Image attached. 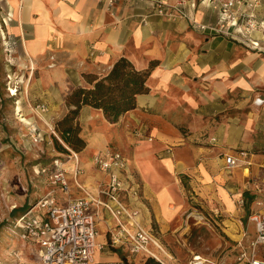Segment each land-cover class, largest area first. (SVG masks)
Returning a JSON list of instances; mask_svg holds the SVG:
<instances>
[{"label":"crops","instance_id":"0c3cea01","mask_svg":"<svg viewBox=\"0 0 264 264\" xmlns=\"http://www.w3.org/2000/svg\"><path fill=\"white\" fill-rule=\"evenodd\" d=\"M177 1L182 2L179 5L181 11L168 9L165 13L158 12L160 2L173 6ZM1 5L3 11L9 12L12 17L6 19L4 27L13 50L12 55L19 62L29 63L38 73L36 80L39 86L46 92H52L56 98L57 115L64 114L66 94L83 83L82 72H105L121 56L131 60L139 69L147 68L152 61L156 63L147 78L148 92L138 94L137 106L125 112L117 121H108L100 110L90 106H83L79 116L82 130L83 125L88 127L89 123L98 124L91 131L84 129L80 133L86 141L87 151L100 150L112 144L113 148L125 155L127 166L122 176L139 184V196L129 200L126 193L121 195L133 207L140 209V220L144 225V214L148 212L145 192L155 200L157 191L166 186L175 203L179 204L170 184L161 178L158 171V166L166 170L175 168L179 149H189L195 161L191 167L203 184L210 187L207 195L214 196L226 211L233 213L236 207L228 209L224 194L232 200L236 196L237 201L246 194L251 202L252 182L260 179L264 152L257 153L240 147L239 140L233 137L225 138L224 143H235L231 150L233 154L241 149L251 152H248L246 160L252 164L244 165L242 188L238 189L241 192L237 191L233 197L230 192L234 188L225 183V175L220 170L224 159L208 156L211 151L208 147L189 143L184 147H172L169 152L170 143L183 140V125L194 132L202 129L210 131L214 127L211 123L200 126L196 122L211 114V109L207 110V107L214 100L207 91L200 94L198 99V86L204 84L208 91L215 90L216 93L227 90L231 81L226 75L233 69L239 74L232 83L239 86L247 84L243 76V59L236 56L229 61L230 53H237L238 49L231 48L228 51L226 44L238 40L245 47L248 45L239 27L234 29L236 36H227L231 40L220 37L222 34L210 28L217 25L216 20L210 21L207 17L209 12L216 9V3L209 0H117L113 6H109L106 0H4ZM255 18L259 24L251 31L253 35L249 38L264 40V13L259 17L255 15ZM197 23L206 28L198 29ZM251 51L248 56L258 59L256 73L261 79L264 76V71H261L264 67V52ZM216 53H220V56H216ZM214 55L217 57L215 60ZM255 106H264V101ZM252 118L250 116L249 120ZM227 125L220 126L221 134L231 129ZM135 130H141L143 136L136 137L133 134ZM258 130L264 131V123L258 125ZM148 136L151 140L147 139ZM224 143L221 140L218 148H223ZM100 173L95 192H92L94 195L98 194L99 188L103 187L100 183L106 179V175ZM155 181L160 185L156 186ZM91 210L94 211L95 207L92 206ZM95 219L97 235L101 240L98 243H105L108 229L114 223L103 209ZM227 221L231 227H238L234 221ZM101 225L102 234L99 233ZM248 232L247 226L246 231L239 234V241L244 236L251 238ZM102 251L106 254L105 259L98 261L125 256L124 252L112 247Z\"/></svg>","mask_w":264,"mask_h":264},{"label":"rangeland","instance_id":"374dc122","mask_svg":"<svg viewBox=\"0 0 264 264\" xmlns=\"http://www.w3.org/2000/svg\"><path fill=\"white\" fill-rule=\"evenodd\" d=\"M4 2V0H0ZM216 3L214 11L209 12L208 19L223 22L221 17H225L219 0H209ZM223 1V0H220ZM0 2V264H15L17 256L22 259L18 264H41V258L37 253L38 245L25 241L20 237L19 230L14 227L15 218L18 212L28 203L36 201L40 196L49 191L63 196L59 189H54L49 182L51 170L54 167V160H58L61 165L68 169L64 163L70 160L71 151L75 152L81 165L83 179L78 181L82 183L83 189L74 186L73 180L70 181V195H64V198H74L84 195L86 192H95L96 183L101 177V171L92 165V157L97 150L87 151L86 146L80 151H74L67 147L59 134L54 131L57 122L63 114L57 115L55 111L58 105L54 103L56 98L52 92H46L39 85L38 73L34 72L31 65L18 60L12 54L9 55L5 50L4 44H9L8 34L4 28L7 24L8 13L3 11ZM200 2V0H198ZM241 6L231 7L229 21L237 19V25L243 22L242 12L252 11L257 17L264 13V0H244ZM250 5V6H249ZM5 12V14H4ZM2 14L4 16H2ZM12 18V17H10ZM226 21V20H225ZM5 24V25H4ZM225 25V22H224ZM224 29V28H222ZM231 34L220 33V37L229 39ZM253 33H248L250 37ZM216 36V35H215ZM228 36V37H227ZM7 38V41H5ZM12 42V40L10 41ZM227 50L231 48L238 49L237 53L231 52L229 61L236 56L243 59L247 84L244 86L236 85L232 81L239 74L236 69L226 77L231 81V86L222 92L216 93L215 90L208 91L205 85L196 88L197 96L203 95L206 91L213 95V102L208 105L207 110L211 109V114L205 119L196 121L198 125L205 126L211 123L214 127L199 132L189 131L184 125L183 140L176 143H170L169 152L172 147H184L189 143L208 147L210 153L208 156L220 157L224 159L227 154H233L235 143L229 141L224 143L225 138L239 140L240 147L248 148L252 151L264 150V131L258 130V125L264 123V106L258 108L254 100L258 97L264 99V76L259 79L256 73L258 59L249 58L252 52L247 46L238 40H232L226 44ZM252 55V54H251ZM220 56V53H216ZM214 55V60L217 58ZM257 57L256 55H254ZM232 66L233 63L231 62ZM17 83V84H16ZM17 86L16 92L12 87ZM11 88V90H9ZM51 102V103H50ZM20 106L19 109L17 106ZM43 109H42V108ZM64 109L66 112L70 106L64 100ZM59 111V110H58ZM80 116V115H79ZM250 116H253L250 121ZM23 118L28 121L23 120ZM210 118V119H209ZM77 120L80 124L79 117ZM209 120V121H208ZM228 124V125H227ZM98 124L89 123L88 127L83 125V130L91 131ZM227 125L229 130L224 134L220 133V126ZM233 126H235L233 128ZM82 133V126L80 124ZM233 128V129H232ZM33 129L38 130L41 136L35 139L31 135ZM84 132V131H83ZM150 135V134H149ZM55 139L66 151H60L55 143ZM221 140L224 143L223 148H218ZM235 141V142H236ZM86 142V141H85ZM114 147L112 144H109ZM204 149V147L202 148ZM238 150L234 153L237 154ZM183 161H186L184 164ZM192 154L189 149L182 151L176 160V166L173 169L166 170L158 166L161 178L170 184L172 192L176 196V201L182 206L181 210L169 221H165L158 211L157 204L153 197L145 192V204L148 212L145 215L144 223L151 230L153 235L159 240L164 249L169 252L173 258L168 259L159 256L165 264H187L193 254H199L202 257L212 261L224 262L233 261L240 250L247 246V241L254 237V224L247 220L249 214V198L243 194V204L240 205L234 194L241 190L242 173L244 165L234 167L227 172L224 165H221V171L225 175V183L234 188L230 195L235 200V211L230 213L224 209L214 196L209 197L208 189L210 187L203 184L200 177L195 173ZM171 168V167H170ZM81 176V175H80ZM156 186L160 185L155 181ZM238 192H241V191ZM145 191V186H144ZM215 209L218 213L215 214ZM227 220L234 221L238 227H231ZM248 224V225H247ZM248 226V236L244 237L239 244V235L246 231ZM231 227V228H230ZM103 226H99V233L102 234ZM229 233L234 234L231 236ZM97 242L101 241L99 235ZM238 241V242H237ZM261 250L258 246L257 250ZM7 253L4 255L2 253ZM112 250V249H111ZM103 251H96L94 258L98 260L105 259ZM162 255V254H161ZM136 264H139L137 261Z\"/></svg>","mask_w":264,"mask_h":264},{"label":"built area","instance_id":"2783aa9c","mask_svg":"<svg viewBox=\"0 0 264 264\" xmlns=\"http://www.w3.org/2000/svg\"><path fill=\"white\" fill-rule=\"evenodd\" d=\"M106 1L109 6L117 2V0ZM243 2L244 0H219L222 12L226 16L221 17L223 22L219 21V25L210 28L215 33L231 34L230 29L234 31L239 27L248 47L264 52V40L250 39L247 36L259 24L253 12H242L243 22L239 26L234 17L231 21L228 19L230 8L241 6ZM181 4V1H177L173 6L160 2L158 12L165 13L168 9L181 11L179 8ZM180 13L183 14V12ZM8 15L10 18L11 15L9 13ZM196 27L200 30L206 28L200 23H197ZM4 46L6 52L11 55L13 50L10 44L5 43ZM12 88L13 91L10 93L14 94L17 86ZM263 101L264 99L258 97L254 103L261 104ZM133 134L136 137L143 136L141 130H135ZM31 135L35 139L41 136L35 129L31 131ZM147 139L151 140V137L148 136ZM71 152L69 157L75 159L72 168L66 169L58 160H54V167L49 176L50 185L54 189H59L63 196H57L55 190L47 192L19 213L14 221V227L19 230L20 237L38 245L37 253L41 258V264H136L137 261L139 264H165L159 256L170 258L167 257L164 247L151 230L141 222L140 209L133 207L121 195L126 193V198L129 200L139 196V184L131 181L127 176H122L127 166L125 155L109 145L97 150L93 154L92 165L106 175L105 181L100 183L103 187L99 188L98 194L86 192L82 196L69 199L64 198V195H70L71 180L76 188H84L78 181L83 168L79 164L77 154ZM248 152L250 151L241 149L237 154L225 155L226 171L229 172L232 168L245 163V166H250L251 161L246 160ZM261 169L259 181L254 180L251 186L253 198L247 220L254 224V237L247 241V246L240 250L233 261L217 262L199 254H193L187 264H264V164L261 165ZM243 202L241 198L239 204L242 205ZM92 206L95 207L94 211L91 210ZM101 209L106 211L114 223L108 229V239L105 243L96 241L95 217ZM214 212L217 214L218 210L215 209ZM244 237L240 239V245ZM258 246L261 250H257ZM106 247L119 249L125 256L107 261L95 259L96 251H102Z\"/></svg>","mask_w":264,"mask_h":264},{"label":"trees","instance_id":"16d2710c","mask_svg":"<svg viewBox=\"0 0 264 264\" xmlns=\"http://www.w3.org/2000/svg\"><path fill=\"white\" fill-rule=\"evenodd\" d=\"M155 64L152 61L147 68L139 69L131 60L121 56L105 72H82L83 83L66 94L64 100L70 109L64 112L54 131L59 134L67 147L74 151L82 150L86 142L80 135L81 127L77 120L81 108L90 106L100 110L108 121H117L121 115L137 106L138 94L148 92L146 82L150 69ZM55 143L60 151H66L56 139ZM34 202L23 206L18 214Z\"/></svg>","mask_w":264,"mask_h":264},{"label":"bare ground","instance_id":"6f19581e","mask_svg":"<svg viewBox=\"0 0 264 264\" xmlns=\"http://www.w3.org/2000/svg\"><path fill=\"white\" fill-rule=\"evenodd\" d=\"M261 71H264V67H262ZM19 107L20 106L18 105L17 108L19 109ZM23 120L28 121L25 118H23ZM74 162H75V159L70 158V160H68V162L64 163V164L66 165V167L68 169H71L72 166L74 165ZM169 167H171L170 164H169ZM224 199L227 203L228 209L233 210L235 208L233 200L228 198L225 194H224ZM155 202L157 204L158 211H159L160 215H162V217L165 221H169L182 208V206L180 204L175 203L174 198L172 197L170 191L168 190V188L166 186L161 187L157 191ZM229 234L231 236H234V234H231V233H229ZM235 236L239 237V235H235ZM2 253L4 255H7V253H4L3 250H2ZM165 253H166L167 257H169L170 259L173 258V256L169 252H167L166 250H165ZM17 257H18L17 260L14 262L15 264H18V261L22 259L20 256H17Z\"/></svg>","mask_w":264,"mask_h":264}]
</instances>
